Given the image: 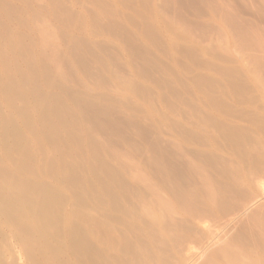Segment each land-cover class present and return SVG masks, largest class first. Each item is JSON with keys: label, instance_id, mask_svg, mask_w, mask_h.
Listing matches in <instances>:
<instances>
[{"label": "rangeland", "instance_id": "rangeland-1", "mask_svg": "<svg viewBox=\"0 0 264 264\" xmlns=\"http://www.w3.org/2000/svg\"><path fill=\"white\" fill-rule=\"evenodd\" d=\"M54 1L0 0V264H127L133 258L140 261L141 253L142 258H148L152 249L148 250L146 242L142 241L145 239L135 233L137 227L133 223H139L141 216L138 213L145 199L153 200L157 194L151 190L147 193L146 188L152 185L150 182L154 183L153 190L158 189L154 192L164 193L161 196L165 195V200L169 198V202L171 200L174 206L177 205V218H183L182 213H188L187 221L180 219L181 224L185 223L184 226L179 224L182 227L176 224L171 226L166 221L169 224H166L167 227H171L169 233H175L172 229L177 227V235H174L177 238L180 235L179 240L170 235L173 233L166 234L165 240L168 242L161 235L154 237V254L155 257L158 255L160 264L163 260L165 264H203L208 258L205 255L220 251L217 247L226 245V242L236 246V252L254 251L256 255L264 257V230L258 229H264V224H261L264 221V173L261 172L264 170V0ZM255 29L261 33L259 37L263 36L255 39L252 35ZM261 38L263 40L259 42ZM55 98L59 99L58 103ZM62 112L64 115L60 114ZM43 115L46 119L48 116L53 118L45 120L42 119ZM49 119L56 122L52 121V124ZM41 122L45 124L42 129ZM17 131L20 134L23 132L24 136ZM6 134L8 137H5ZM12 134H17V137ZM15 146L19 148L18 151ZM202 175L209 178L205 179ZM247 175L252 177L253 182L256 180L251 186L244 184ZM15 176L21 177L22 183L25 177L27 182L34 177V184L30 181V184L25 182L27 188L24 183L21 188L15 186L18 184H13L17 182ZM145 178L150 185L143 183V180L146 182ZM205 180L207 183L209 180L210 184H204ZM230 183L235 188H230ZM40 184L43 193L38 189ZM209 186L213 189L210 190ZM47 187L50 191L45 190ZM207 188L213 196L214 190L218 189L215 199ZM51 189H57V192ZM31 190H34L33 193ZM184 190H193L191 200L194 199L195 203L193 200L189 203L190 197L185 195L191 193ZM35 191L41 194L38 196ZM110 191L114 192L111 194ZM46 192L50 193L49 196L52 192L55 198L46 196ZM186 192L184 202L183 194ZM178 196L183 201H179ZM210 196L213 199H209ZM58 197L61 201L63 199V203ZM50 198H54V204H50ZM57 199L59 206L54 201ZM211 200L216 201H213L215 205L211 204ZM138 201H141L140 205ZM16 205H20V208H15ZM49 205L54 208L50 209ZM21 209L22 215L17 213H21ZM135 211L138 212L136 215ZM198 211L206 216L202 214L200 218ZM46 214H49L50 220L44 218ZM175 216L173 219L178 221ZM64 218L70 222L71 229L79 228L72 229L79 239L75 237L76 234L71 236V229L69 237L61 236L60 222ZM128 225L130 229L133 228L131 233ZM206 225L208 228H204ZM115 226L119 230L122 228L121 231L118 232ZM178 227H188L183 230H189L181 234L183 230L180 232ZM212 228L215 235H210ZM115 231L118 232L116 235ZM122 231H126L128 238H122ZM82 233L86 236L85 240ZM184 234L187 237L182 238ZM259 236H262L260 241ZM80 237L84 240L82 246L78 243ZM135 237H139V242ZM202 237H205L204 240ZM161 238L165 246L159 245ZM157 239L161 241L157 242ZM177 240H183L181 245ZM69 241L73 242L72 245ZM90 241L96 245L92 244L95 245L92 247ZM84 243L92 247L89 252L86 247L84 251ZM122 244L123 249L120 247ZM182 247L184 249L181 250ZM140 248H144L143 251ZM120 249H125L123 254ZM131 249L135 250L134 253ZM92 250L95 253L101 250V253L98 251L95 254ZM160 251L163 254L166 252L162 254L163 260ZM85 252L97 261L90 255L91 259L84 255ZM167 256L168 259L165 258ZM185 257L188 260L183 259ZM221 257L223 259L224 256ZM200 259H205V262L201 263Z\"/></svg>", "mask_w": 264, "mask_h": 264}, {"label": "bare ground", "instance_id": "bare-ground-1", "mask_svg": "<svg viewBox=\"0 0 264 264\" xmlns=\"http://www.w3.org/2000/svg\"><path fill=\"white\" fill-rule=\"evenodd\" d=\"M51 1L53 2L54 0H51ZM100 1H101V0H100ZM54 2H55V1H54ZM54 2H53V3H54ZM95 2H97V1H95ZM102 2H104V1H102ZM55 3H56V2H55ZM58 3H59V2H58ZM105 3H106V1H105ZM6 5H7V4H6ZM100 5H101V4H100ZM1 6H2V5H1ZM31 6H32V5H31ZM104 6H105V5H104ZM3 7H4V6H3ZM57 7H58V6H57ZM108 7H109V6H108ZM52 8H53V7H52ZM54 8H55V6H54ZM59 9H60V8H59ZM61 9H62V8H61ZM64 9H65V8H64ZM16 10H17V9H16ZM52 10H54V9H52ZM54 12H55V11H54ZM61 12H62V11H61ZM57 13H58V12H57ZM64 13H65V12H64ZM49 15H50V14H49ZM64 15H65V14H64ZM67 16H68V15H67ZM84 16H85V15H84ZM139 16H140V15H139ZM64 17H65V16H64ZM69 17H70V16H69ZM73 17H74V16H73ZM140 17H141V16H140ZM70 18H71V17H70ZM80 18H81V17H80ZM0 19H1V18H0ZM74 19H75V18H74ZM32 20H33V19H32ZM45 20H46V19H45ZM78 20H79V19H78ZM87 20H88V19H87ZM113 20H114V19H113ZM113 20H112V21H113ZM48 21H50V20H48ZM61 21H62V20H61ZM80 21H81V20H80ZM12 22H13V21H12ZM73 22H74V20H73ZM85 22H86V21H85ZM240 22H241V21H240ZM0 23H1V22H0ZM28 24H29V23H28ZM38 24H39V23H38ZM81 24H82V23H81ZM81 24H80V25H81ZM76 25H77V24H76ZM246 25H247V24H246ZM26 26H27V25H26ZM28 26H29V25H28ZM37 26H38V25H37ZM43 26H45V25H43ZM82 26H83V25H82ZM149 26H150V23H149ZM40 27H41V26H40ZM45 27H47V26H45ZM55 27H56V26H55ZM74 27H76V26H74ZM30 28H31V27H30ZM52 28H54V27H52ZM56 28H57V27H56ZM56 28H55V29H56ZM246 28H247V27H246ZM246 28H245V29H246ZM31 29H32V28H31ZM40 29H41V28H40ZM77 29H78V28H77ZM83 29H84V27H83ZM123 29H124V28H123ZM252 29H253V28H252ZM260 29H261V28H260ZM260 29H259V30H260ZM262 29H263V28H262ZM85 30H86V29H85ZM61 31H63V30H61ZM250 31H251V30H250ZM50 32H52V31H50ZM65 32H66V31H65ZM119 32H120V31H119ZM261 32H262V30H261ZM39 33H41V31H40ZM59 33H60V31H59ZM61 33H62V32H61ZM61 33H60V34H61ZM128 33H129V32H128ZM259 33H260V32H258V29H257V30L255 29V32H252V35L255 36V39H256V38H260V37H262V36L264 35V33H262L263 35L259 37ZM62 34H63V33H62ZM64 34H65V33H64ZM123 34H124V33H123ZM47 35H48V34H47ZM55 35H56V34H55ZM250 35H251V34H250ZM260 35H261V33H260ZM48 36H49V35H48ZM61 36H62V35H61ZM64 36H65V35H64ZM64 36H63V37H64ZM75 36H76V35H75ZM126 37H127V36H126ZM65 38H66V36H65ZM130 38H131V37H130ZM78 39H79V38H78ZM81 39H83L82 36H81ZM255 39H254V40H255ZM20 40H21V39H20ZM261 40H263V39L261 38L259 42H261ZM72 41H75V40L72 39ZM87 41H88V40H87ZM157 41H158V40H157ZM257 41H258V39H257ZM84 42H85V41H84ZM159 42H160V41H159ZM131 43H132V42H131ZM156 43H157V42H156ZM75 44H76V43H75ZM75 44H74V45H75ZM77 44H78V43H77ZM132 44H134V43H132ZM256 44H257V43H256ZM21 45H22V44H21ZM263 45H264V44H263ZM11 46H12V45H11ZM53 46H54V45H53ZM78 46H79V44H78ZM260 47H261V45H260ZM5 48H6V47H5ZM12 48H13V47H12ZM22 48H23V47H22ZM47 48H48V47H47ZM55 48H56V47H55ZM13 49H14V48H13ZM43 49H44V48H43ZM49 49H50V48H49ZM58 50H59V49H58ZM139 50H140V49H139ZM52 51H53V49H52ZM12 52H13V51H12ZM45 53H46V52H45ZM25 54H26V53H25ZM58 54H59V52H58ZM2 55H3V54H2ZM59 55H60V54H59ZM14 56H15V55H14ZM61 57H62V56H61ZM63 57H64V56H63ZM146 57H147V56H146ZM42 58H43V57H42ZM58 58H59V57H58ZM14 60H15V59H14ZM23 60H24V59H23ZM27 60H28V59H27ZM140 60H141V59H140ZM145 60H146V58H145ZM43 61H44V60H43ZM49 62H50V61H49ZM67 62H68V61H67ZM138 62H139V61H138ZM9 64H10V63H9ZM54 65H55V64H54ZM145 66H146V65H145ZM6 67H9V66H6ZM74 67H75V66H74ZM220 67H221V66H220ZM259 67H260V66H259ZM143 69H144V68H143ZM59 70H60V69H59ZM7 71H8V70H7ZM62 71H64V69H63ZM17 73H18V72H17ZM22 74H23V73H22ZM11 75H12V74H11ZM45 76H46V75H45ZM64 76H65V75H64ZM11 77H12V76H11ZM14 78H15V76H14ZM27 78H28V77H27ZM63 78H65V77H63ZM11 79H12V78H11ZM23 79H24V78H23ZM46 80H47V79H46ZM27 81H28V80H26V82H27ZM66 81H67V80H66ZM200 81H201V80H200ZM67 82H68V81H67ZM131 82H132V81H131ZM202 82H203V81H202ZM37 83H38V82H37ZM48 83H49V82H48ZM1 84H2V83H1ZM84 84H85V83H84ZM130 84H131V83H130ZM202 84H203V83H202ZM204 84H205V83H204ZM14 85H15V84H14ZM39 85H40V84H39ZM87 86H88V85H87ZM116 88H117V87H116ZM141 88H142V87H141ZM13 89H14V88H13ZM25 89H26V88H25ZM109 90H111V89L109 88ZM115 90H116V89H115ZM139 90H140V89H139ZM142 90H143V89H142ZM37 91H38V90H37ZM18 92H20V91H18ZM18 92H17V93H18ZM74 92H75V91H74ZM205 92H206V91H205ZM56 93H57V92H56ZM76 93H77V92H76ZM8 94H10V93H8ZM43 94H44V93H43ZM71 94H72V93H71ZM10 95H11V94H10ZM18 95H19V94H18ZM18 95H17V97H18ZM23 95H25V94H23ZM8 96H9V95H8ZM21 96H22V94H21ZM25 96H26V95H25ZM54 96H55V95H54ZM74 96H75V95H74ZM26 97H27V96H26ZM39 97L42 98V96H39ZM45 97H46V96H45ZM50 97H52V96H50ZM76 97H77V96H76ZM43 98H44V97H43ZM58 98H59V97H58ZM73 98H74V97H73ZM7 99H8V98H7ZM11 99H13V96H12ZM14 99H15V98H14ZM24 99L27 100V98H24ZM46 99H47V98H46ZM55 99H57V98H55ZM59 99H60V98H59ZM59 99H57V103L59 102V101H58ZM116 99H117V98H116ZM16 100H17V99H16ZM76 100H77V99H76ZM121 100H122V98H121ZM211 100H212V99H211ZM12 101H13V100H12ZM14 101H15V100H14ZM14 101H13V102H14ZM23 101H24V100H23ZM35 101H36V100H35ZM38 101H39V100H38ZM42 101H43V100H42ZM46 101H47V100H46ZM61 101H62V100H61ZM6 102H7V101H6ZM13 102H12V103H13ZM15 102H16V101H15ZM27 103H28V101H27ZM47 103H48V102H47ZM49 105H50V103L47 104V106H49ZM24 106H27V105H24ZM53 106H54V105H53ZM83 106H84V104H83ZM22 107H23V106H22ZM36 107H37V104H36ZM44 107H45V106H44ZM54 107H55V106H54ZM54 107H53V109L56 110V108H54ZM79 107H80V106H79ZM2 108H3V107H2ZM2 108H1V109H2ZM17 108H18V107H17ZM20 108H21V107H20ZM61 108H62V106H61ZM64 108H65V107H64ZM77 108H78V107H77ZM22 109L24 110V108H22ZM27 109H28V108H27ZM27 109H26V110H27ZM37 109H38V108H37ZM45 109H46V107H45ZM45 109H43V110H45ZM48 109H49V108H48ZM70 109H71V108H70ZM9 110H10V109H9ZM57 110H58V109H57ZM59 110H60V109H59ZM62 110H63V109H62ZM2 111H3V109H2ZM19 111H20V110H19ZM39 111H40V110H39ZM52 111H53V110H52ZM0 112H1V111H0ZM24 112H25V111H24ZM27 112H28V110H27ZM44 112H45V111H44ZM44 112H43V113H44ZM65 112H66V109H65ZM25 113H26V112H25ZM25 113H24V115H25ZM72 113H73V111H72ZM20 114H21V111H20ZM22 114H23V113H22ZM30 114H31V113H30ZM30 114H28V115H30ZM44 114H45V113H44ZM60 114H63V112L60 113ZM3 115H4V113H3ZM47 115H48V113H47ZM63 115H64V114H63ZM67 115H68V114H67ZM71 115H72V114H71ZM13 116H14V115H13ZM45 116H46V115H45ZM51 116H52V115H51ZM73 116H74V115H73ZM77 116H78V115H77ZM9 117H10V116H9ZM21 117H22V116H21ZM30 117H33V115L30 116ZM40 117H41V116H40ZM40 117H39V119H41ZM43 117H44V115L42 116V119L47 120L50 116H48L47 119H46V118H43ZM58 117H59V116H58ZM58 117H56V118L58 119ZM75 117H76V116H75ZM263 117H264V116H263ZM10 118H11V117H10ZM22 118H23V117H22ZM27 118H28V117H27ZM50 118H53V117H50ZM255 118H256V117H255ZM25 119H26V118H25ZM3 120H4V119H3ZM9 120H10V119H9ZM13 120H14V119H13ZM27 120H28V119H27ZM32 120H33V119H32ZM34 120H35V119H34ZM50 120H51V119H49L48 121H50ZM59 120H60V119H59ZM59 120H58V121H59ZM62 120H63V119H62ZM76 120H77V119H76ZM250 120H251V119H250ZM29 121H30V120H29ZM40 121H42V120H40ZM43 121H44V120H43ZM52 121L54 122L55 120L52 119V120H51V123H52ZM60 121H61V120H60ZM64 121H65V120H64ZM0 122H1V120H0ZM2 122H3V121H2ZM13 122H15V121H13ZM13 122H12V123H13ZM34 122H35V121H34ZM36 122H37V120H36ZM36 122H35V123H36ZM55 122H56V121H55ZM77 122H78V121H77ZM80 122H81V121H80ZM251 122H252V121H251ZM17 123H18V122H17ZM37 123H38V122H37ZM41 123H42V127H41V129H42V128H43V124H44V122H41ZM45 123H46V122H45ZM61 123H62V122H61ZM72 123H73V122H72ZM0 124H1V123H0ZM15 124H16V123H15ZM26 124H27V123H26ZM46 124L48 125V123H46ZM52 124H53V123H52ZM67 124H68V123H67ZM76 124H77V123H76ZM24 125H25V124H24ZM44 125H45V124H44ZM49 125H51V124H49ZM63 125H64V124H63ZM81 125H82V124H81ZM224 125H225V124H224ZM2 126H3V125H2ZM15 126H17V125H15ZM40 126H41V125H39V127H40ZM3 127H5V126H3ZM27 127H28V126H27ZM35 127H37V126L35 125ZM81 127H82V126H81ZM7 128H8V127H7ZM12 128H15V127H12ZM16 128H17V127H16ZM3 129H4V128H3ZM18 129H19V127H18ZM32 129H33V128H32ZM45 129H46V127H45ZM49 129H51V128H49ZM52 129H54V128H52ZM72 129H73V128H72ZM1 130H2V129H1ZM14 130H15V129H14ZM55 130H56V129H55ZM20 131H21V130H20ZM20 131H19V132H20ZM34 131L36 132L35 129H34ZM37 131H38V130H37ZM69 131H70V130H69ZM8 132H9V131H8ZM17 132H18V131H17ZM19 132H18V133H19ZM59 132H60V131H59ZM78 132H79V131H78ZM1 133H2V132H1ZM14 133H16V131H14ZM76 133H77V132H76ZM19 134H20V133H19ZM39 134H41V133H39ZM55 134H56V133H55ZM62 134H63V133H62ZM7 135H8V134H6L5 137H8ZM12 135H14L15 138L17 137V136H16L17 134H12ZM22 135L24 136L23 132H21L20 136H22ZM48 135H49V134H48ZM94 135H95V134H94ZM190 135H191V134H190ZM236 135H237V134H236ZM14 136H13V137H14ZM20 136H19V137H20ZM61 136H63V135H61ZM97 136H98V135H97ZM237 136H238V135H237ZM46 137H47V135H46ZM91 137H93V136H91ZM184 137H185V136H184ZM227 137H228V136H227ZM238 137H239V136H238ZM61 138H62V137H61ZM4 139H5V138H4ZM19 139H20V138H19ZM49 139L51 140V138H49ZM93 139H94V137H93ZM0 140H1V138H0ZM2 140H3V139H2ZM6 140H8V139H6ZM72 140H73V139H72ZM74 140H75V139H74ZM88 140H89V139H88ZM95 140H97V138H96ZM25 141H26V140H25ZM233 141H234V140H233ZM2 142H3V141H2ZM4 142H6V141H4ZM14 142H15V141H14ZM16 142H17V141H16ZM88 142H89V141H88ZM92 142H93V141H92ZM98 142H99V141H98ZM206 142H207V141H206ZM6 143H7V142H6ZM51 143H52V142H51ZM58 143H59V142H58ZM13 144H14V143H13ZM16 144H18V142H17ZM20 144H21V143H20ZM171 144H172V143H171ZM173 144H174V143H173ZM203 144H204V143H203ZM235 144H236V143H235ZM21 145H22V144H21ZM23 145H24V144H23ZM53 145H54V144H53ZM59 145H60V144H59ZM101 145H102V144H101ZM8 146H9V145H8ZM18 146H20V145H18ZM93 146H94V145H93ZM178 146H179V145H178ZM256 146H258V145H256ZM263 146H264V145H263ZM9 147H10V146H9ZM16 147H17V146H15V149H16ZM24 147H25V145H24ZM26 147H27V146H26ZM40 147H41V146H40ZM69 147H70V146H69ZM84 147H85V146H84ZM104 147H105V146H104ZM4 148H6V147H4ZM10 148H11V147H10ZM21 148H22V147H21ZM72 148H73V147H72ZM17 149L19 150V148H17ZM17 149H16V150H17ZM253 149H254V147H253ZM6 150H7V149H6ZM9 150H10V149H9ZM9 150H7V151H9ZM18 150H17V151H18ZM22 150H23V149H21V151H22ZM76 150H77V149H76ZM177 150H178V149H177ZM177 150H176V151H177ZM180 150H181V149H180ZM7 151H6V152H7ZM84 151H85V150H84ZM98 151H99V148H98ZM76 152H77V151H76ZM101 152H102V151H101ZM177 152H178V151H177ZM244 152H245V151H244ZM7 153L10 154L9 152H7ZM7 153H6V154H7ZM8 154H7V155H8ZM24 154H25V153H24ZM29 154H30V153H29ZM95 154H96V153H95ZM12 155H13V154H12ZM25 155H26V154H25ZM52 155H53V154H52ZM198 155H199V154H198ZM45 156H46V155H45ZM9 157H10V156H9ZM63 157H64V156H63ZM196 157H197V155H196ZM0 158H1V157H0ZM33 158H34V157H33ZM39 158H40V157H39ZM73 158H75V157H73ZM79 158H80V157H79ZM120 158H121V157H120ZM190 158H191V157H190ZM10 159H11V158H10ZM14 159H15V158H14ZM63 160H64V159H63ZM100 160H101V159H100ZM10 161H11V160H10ZM20 161H21V160H20ZM222 162H223V161H222ZM99 163L101 164V161H100ZM193 163H194V162H193ZM225 163H226V161H225ZM225 163H223V164H225ZM227 163H229V162H227ZM25 164H26V162H25ZM54 164H55V163H54ZM54 164H52L51 166H53ZM236 164H237V163H236ZM22 165H24V164H22ZM68 165H69V164H68ZM96 165H97V164H96ZM110 165H111V164H110ZM134 165H136V164H134ZM193 165H195V163H194ZM229 165H232V163L229 164ZM237 165H238V164H237ZM54 166H55V165H54ZM54 166H53V167H54ZM125 166H126V165H125ZM195 166H196V165H195ZM18 167H19V166H18ZM53 167H52V168H53ZM190 167H191V164H190ZM228 167H229V166H228ZM0 168H1V167H0ZM11 168H13V167H11ZM19 168L21 169V167H19ZM19 168H18V169H19ZM57 168H59V167H57ZM57 168H56V169H57ZM114 168H115V167H114ZM126 168H127V167H126ZM140 168L142 169V167H140ZM226 168H227V167H226ZM231 168H232V166H231ZM24 169H25V168H24ZM54 169H55V167H54ZM104 169H105V168H104ZM137 169H138V168H137ZM222 169H223V168H222ZM25 170H26V169H25ZM36 170H37V169H36ZM224 170H225V169H224ZM262 170H263V169H262ZM262 170H261V172L264 173V172H263L264 170H263V171H262ZM4 171H5V170H4ZM20 171H22V170H20ZM26 171H27V170H26ZM26 171H25V172H26ZM57 171H58V170H57ZM67 171H69V170H67ZM142 171H143V170H142ZM225 171H226V170H225ZM233 171H234V170H233ZM233 171H232V172H233ZM2 172H3V171H2ZM6 172H7V171H6ZM9 172H10V171H9ZM9 172H8V173H9ZM31 172H32V171H31ZM31 172H30V173H31ZM69 172H70V171H69ZM111 172H112V171H111ZM232 172H231V173H232ZM3 173H4V172H3ZM15 173H16V171H15ZM17 173H19V172H17ZM21 173H23V172H21ZM60 173H61V172H60ZM97 173H98V171H97ZM0 174H1V173H0ZM32 174H34V171H33ZM61 174H62V173H61ZM61 174H60V175H61ZM66 174H67V172H66ZM107 174H108V173H107ZM135 174H136V173H135ZM141 174H143V173H141ZM145 174H146V173H145ZM240 174H241V173H239V177L241 176ZM242 174H243V173H242ZM3 175H4V174H2V176H3ZM5 175L8 176L7 173H5ZM14 175H16V174H14ZM25 175H26V174H25ZM45 175H46V174H45ZM53 175H54V174H53ZM131 175H132V173H131ZM9 176H10V175H9ZM19 176H20V175H19ZM19 176H15V177H14L15 180L17 179V182L14 180L15 183H13V184L18 183V184L15 185V186H18V185H19L18 187L21 188L22 184L24 183L23 185H25V182H27L28 179H26V177H25V180H24V182L22 183V182H21V181H22V178L20 177V179H21V180H20V179H19ZM22 176H23V175H22ZM35 176H36V175H35ZM58 176H59V175H58ZM62 176H63V175H62ZM135 176H136V175H135ZM202 176H203V175H202ZM207 176H208V175H207ZM207 176H206V177H207ZM247 176H248V175H247ZM256 176H257V175H256ZM0 177H1V175H0ZM16 177H18V178H16ZM55 177H56V176H55ZM69 177H70V176H69ZM71 177H72V176H71ZM141 177H142V176H141ZM204 177H205V176H203V178H204ZM206 177H205V179L209 178V177H207V178H206ZM230 177H231V176H230ZM7 178H8V177H7ZM27 178H28V177H27ZM46 178H47V177H46ZM66 178H68V177H66ZM100 178H101V177H100ZM124 178H125V177H124ZM124 178H123V179H124ZM135 178H136V177H135ZM233 178H234V177H233ZM251 178H252V177H251ZM251 178H250L249 176L246 177L245 180H244V184H246L247 186H251L252 183H255V182H256V180H255V182H253V180H252ZM256 178H257V177H256ZM256 178H255V179H256ZM260 178H261V176H260ZM260 178H259V179H260ZM3 179H4V176H3ZM18 179H19L20 183L18 182ZM23 179H24V178H23ZM29 179H30V178H29ZM33 179H34V177H33ZM33 179H30L29 182H27V183L30 184V181H33ZM35 179H36V177H35ZM62 179H63V178H62ZM137 179H138V178H137ZM137 179H135V182H136ZM143 179H144V178H143ZM201 179H202V178H201ZM211 179H212V178H211ZM211 179H209V180H211ZM1 180H2V179H1ZM36 180H37V179H36ZM40 180L42 181V179H40ZM44 180H45V179H44ZM55 180H56V179H55ZM72 180H73V179H72ZM82 180H83V179H82ZM139 180H140V178H139ZM146 180H147V178H145V181H146ZM148 180H149V179H148ZM209 180H208V183L210 184ZM5 181H6V180H5ZM5 181H4V183H5ZM48 181H49V180H48ZM127 181H128V180H127ZM205 181H206V183H204V184H208V183H207V180H205ZM239 181H240V180H239ZM11 182H12V181H11ZM45 182H46V180H45ZM49 182H50V181H49ZM77 182H78V180H77ZM137 182H138V181H137ZM149 182H150V181H149ZM149 182H147V181L144 182V180H143V183H148V185H150ZM216 182H217V181H216ZM229 182H230V181H229ZM229 182H228V183H229ZM242 182H243V181H242ZM242 182H241V183H242ZM6 183H7V181H6ZM27 183H26V184H27ZM32 183L34 184V181H33ZM51 183H52V182H51ZM139 183H140V181H139ZM150 183H151L152 185H150L151 188H150V187H149V188H146V189H148V192H147V193L149 194V191L151 190V192H153L154 194H155V193H157V194H155V196L153 197V198H154L153 200H149V198L147 197L148 194L145 193V192H146L145 189H142L143 192H144L145 194H147V195H144V197H147L148 199H145V202L142 201V199H141L142 203L144 202V204H142L143 207H141L142 210H141L140 213H138L137 211H135V215H136V212H137L138 214H140L141 219H140L139 223H137V224H134V223H133V225H135V227H137V228H136L137 231H136L135 233L138 234V236H139L141 239H142V238L145 239V240L142 239V241H145V242H146V244H147L146 246H147L148 250H149V249H150V250L152 249V252H150V254H148V258H145V259L142 258V255H143V254L141 253L140 261H138V259H136V258H133V260H135V259H136V260H135V261H133V260H128V261H127V264H160L161 261L157 260L158 255H157V257H155V254H154L155 249L153 248L154 245H155V244H153V242L155 243L156 235H158V236H159V235L163 236V238H164V240H165V236H166V234L173 233V234H170L171 236H173L175 233H177V227L174 228V229H172V231L175 230V233H174V232H170V233H169L168 230H170L171 227H167V225L170 224L171 226H173L174 224H176V226H177V225L181 224V223H180V219H182V221H184V222L188 220V213H187V212L182 213L183 218H182V217L177 218L178 216H175V214H176V212H177V211H176V209H177L176 206H177V205L174 206V205L171 203V202H173V201H171V200H170V202H169V198H168V200H165V198H164L165 195H164L163 197L161 196V195H163L164 193L162 194V193L159 192V193H160V194H159L158 192H154L155 190H158V189H157V187H156V188L154 187L155 189L153 190V189H152V188H153L152 186H153L154 183H152V182H150ZM212 183H213V182H212ZM33 184L31 185V187H32V186L34 187ZM43 184H44V183H43ZM46 184H47V183H46ZM49 184H50V183H49ZM53 184H54V183H53ZM128 184H129V183H128ZM128 184H127V185H128ZM141 184H142V183H141ZM230 184H231V183H230ZM40 185H41V186L38 187V189L40 188L39 190H42L41 187H43V186H42V184H40ZM44 185H45V184H44ZM111 185H112V184H111ZM111 185H110V186H111ZM143 185H145V184H143ZM25 186H26L25 188H27V187H28V184L25 185ZM108 186H109V185H108ZM122 186H123V185H122ZM146 186H147V184H146ZM146 186H144V187H146ZM154 186H155V185H154ZM157 186H158V185H157ZM207 186H208V185H207ZM215 186H216V183H215ZM232 186H233V185L231 184L230 188H231ZM3 187H4V186H3ZM10 187H11V186H10ZM18 187H17V188H18ZM23 187H24V186H23ZM31 187H30V188H31ZM33 187H32V188H33ZM45 187H46V185H45ZM48 187L50 188L49 185H48ZM48 187H47L45 190L49 189ZM58 187H59V186H58ZM80 187H81V186H80ZM112 187H113V186H112ZM129 187H130V186H129ZM160 187H161V185H160ZM160 187H158L159 190H160ZM213 187H214V186H213ZM216 187H217V186H216ZM221 187H222V185H221ZM224 187H225V186H224ZM233 187H234V186H233ZM233 187H232V188H233ZM0 188H1V187H0ZM4 188H5V187H4ZM4 188H3V189H4ZM11 188H12V187H11ZM30 188H29V189H30ZM32 188H31V189H32ZM127 188H128V187H127ZM127 188H126V189H127ZM222 188H223V187H222ZM234 188H235V187H234ZM253 188H254V187H253ZM18 189H19V188H18ZM38 189L36 188V190H38ZM63 189H64V187L62 188V190H63ZM110 189H111V188H110ZM110 189H109V190H110ZM133 189H134V188H133ZM192 189H194L195 192H196V189H195V188H192ZM209 189L212 190L213 188L211 189L210 186H209ZM225 189H226V187H225ZM245 189H246V187H245ZM4 190H5V189H4ZM12 190H13V189H12ZM12 190H11V191H12ZM19 190L22 192V189H19ZM24 190H25V189H24ZM43 190H44V189H43ZM43 190H42V193H43ZM53 190H55V189H51V191H53ZM67 190H68V189H67ZM111 190H114V189H111ZM135 190H136V189H135ZM135 190H134V191H135ZM164 190H165V189H164ZM206 190H207L208 193L212 194V196H213L212 191H208V188H207ZM239 190H240V189H239ZM17 191H18V190H16V192H17ZM27 191H29V190H27ZM31 191H32V190H31ZM33 191H34V190H33ZM33 191H32V193H33ZM49 191H50V189H49ZM49 191H48V192H49ZM55 191L57 192V189H56ZM65 191H66V190H65ZM107 191H108V190H107ZM116 191H117V190H116ZM128 191H129V190H128ZM184 191H187V192L190 191V193H191V191H193V190H184ZM214 191H215V193H214V196H215L216 193L218 194V189H217V191H216V190H214ZM233 191H234V190H233ZM48 192H46V193H48ZM56 192H54V193H56ZM63 192H64V191H63ZM76 192H77V191H76ZM94 192H95V191H94ZM96 192H97V190H96ZM105 192H106V191H105ZM113 192H114V191H112V193H113ZM137 192H138V191H137ZM182 192H183V191H182ZM187 192L184 193V194L182 193L183 196H184L185 194H187ZM238 192H239V191H238ZM246 192H247V191H246ZM249 192H251V194H252V191H249ZM263 192H264V191H263ZM0 193H1V191H0ZM17 193H18V192H17ZM19 193H20V192H19ZM23 193H24V192H23ZM29 193H30V192H29ZM34 193H37V195H38V194H39V195L41 194V193H38V191H37V192L35 191ZM61 193H62V192H61ZM106 193H107V192H106ZM108 193H109V192H108ZM108 193H107V194H108ZM110 193H111V191H110ZM112 193H111V194H112ZM117 193H118V192H117ZM131 193H133V192H131ZM220 193H222V192H220ZM58 194H59V193H58ZM69 194H70V193H69ZM115 194H116V193H115ZM134 194H135V193H134ZM137 194H138V193H137ZM154 194H153V195H154ZM182 194L180 195V197L182 196ZM192 194H193V192H192L189 196L185 195L186 197H190V198H188V199H190V200H189V201H190L189 203H191L192 200H193V202L195 201L194 199L191 200V196H192ZM240 194H241V193H240ZM245 194H246V193H245ZM249 194H250V193H249ZM1 195H2V194H1ZM1 195H0V196H1ZM24 195H25V194H24ZM35 195H36V194H35ZM39 195H38V196H39ZM45 195H46V196H49L50 193L45 194ZM52 195H53V194H52V192H51V196H52ZM123 195H124V194H123ZM171 195H172V194H171ZM193 195H194V194H193ZM38 196H36V198H38ZM51 196H49V197H51ZM92 196H93V195H92ZM120 196H121V195H120ZM151 196H152V195H151ZM151 196H150V198H151ZM185 196L183 197V199L185 198ZM212 196H210L209 199H213L214 196H213V198H211ZM242 196H243V195H242ZM2 197H3V196H2ZM28 197H29V196H28ZM41 197L43 198V195H42ZM52 197H54V196H52ZM62 197H63V196H62ZM88 197H89V196H88ZM109 197H110V196H109ZM136 197H137V195H136ZM140 197H141V196H140ZM140 197H139L138 200H140ZM180 197L178 196L179 201H183V200H181L182 197H181V199H180ZM192 197H193V196H192ZM13 198H14V197H13ZM13 198H12V199H13ZM16 198H17V197H16ZM19 198H20V197H19ZM19 198H18V199H19ZM22 198H23V197H22ZM31 198H32V197H31ZM42 198H40V201H39L40 204H41V202H42V201H41ZM54 198H55V197H54ZM54 198H52V199H54ZM58 198H59V201H60V202L63 201V199H62V201L60 200V197H58ZM63 198H64V197H63ZM69 198H70V197H69ZM112 198H114V197H112ZM116 198H117V196H116ZM172 198H173V196H172ZM178 198H177V199H178ZM215 198H216V197H215ZM215 198H214V199H215ZM225 198H227V197H225ZM29 199H30V198H29ZM34 199H35V198H34ZM34 199L32 200V201H34L33 203H35V200H34ZM50 199H51V198H50ZM52 199H51V200H48V201H51L50 204H52V203L54 204V202H52ZM186 199H187V198H186ZM186 199H184V200H185L184 202H186ZM15 200H16V199H15ZM44 200H45V199H43V201H44ZM70 200H71V199H70ZM113 200H114V199H113ZM113 200H112V201H113ZM126 200H127V202H128V199H126ZM136 200H137V199H136ZM207 200H208V199H207ZM17 201H18V200H17ZM23 201H24V200H23ZM30 201H31V199H30ZM36 201H38V199H36ZM54 201L57 203V202H58V199H57V201H56V200H54ZM101 201H102V200H101ZM114 201H115V200H114ZM141 201H140V202H141ZM211 201H212V200H211ZM213 201L216 203L215 200H213ZM213 201H212V202H213ZM14 202H15V201H14ZM28 202H29V200H28ZM44 202H45V201H44ZM44 202H43V204L45 205ZM83 202H84V200H83ZM85 202H86V201H85ZM120 202H121V201H120ZM129 202H130V201H129ZM138 202H139V201H138ZM140 202H139V205L141 204ZM193 202H192V203H193ZM196 202H197V200H196ZM214 202L211 203V204L213 205ZM249 202H250V201H249ZM249 202H248V203H249ZM9 203H10V202H9ZM16 203H17V202H16ZM19 203H20V202H19ZM23 203L25 204V202H23ZM30 203H31V202H30ZM37 203H38V202H37ZM37 203H36V204H37ZM58 203H59V202H58ZM58 203H57V204H58ZM62 203H63V202H62ZM62 203H60V205H61ZM64 203H66V202H64ZM103 203H104V202H103ZM105 203H106V202H105ZM111 203H112V202H111ZM118 203H119V202H118ZM121 203H122V202H121ZM125 203H126V202H125ZM131 203H132V202H131ZM131 203H128V205H130ZM194 203H195V202H194ZM5 204H6V203H5ZM7 204H8V202H7ZM10 204H11V203H10ZM28 204H29V203H28ZM40 204H39V205H40ZM57 204H56V205H57ZM82 204H83V203H82ZM101 204H102V203H101ZM114 204H115V203H114ZM196 204H197V203H196ZM257 204H258V203H257ZM13 205H15V203H14ZM21 205H22V204H21ZM25 205H27V204H25ZM29 205H31V204H29ZM69 205H70V203H69ZM115 205H116V204H115ZM128 205H127V206H128ZM190 205H191V204H190ZM192 205H193V204H192ZM214 205H215V204H214ZM262 205H263V204H262ZM2 206H3V205H2ZM9 206H10V205H9ZM17 206H18V205H16L15 208H18V209H19V208H20V205H19L18 207H17ZM31 206H32V205H31ZM36 206H37V205H35L34 207H36ZM40 206L42 207V205H40ZM45 206H46V205H45ZM49 206H50V209H51V208H54V207H51V205H49ZM53 206H54V205H53ZM58 206H59V204H58ZM82 206H83V205H82ZM82 206H81V207H82ZM97 206H98V204H97ZM121 206H122V205H121ZM197 206H198V205H197ZM241 206H242V204H241ZM13 207H14V206H13ZM23 207H24V205H23ZM34 207H33V208H34ZM41 207H39V208H41ZM61 207H62V205H61ZM75 207H76V206H75ZM84 207H85V206H84ZM90 207H91V206H90ZM99 207H100V206H99ZM106 207H107V205H106ZM111 207H112V206H111ZM118 207H120V206H118ZM133 207H134V206H133ZM137 207H138V205H137ZM262 207H263V206H262ZM3 208H4V206H3ZM7 208H8V206H7ZM9 208H10V207H9ZM24 208H25V207H24ZM28 208H29V207H28ZM79 208H80V207H79ZM113 208H114V207H113ZM125 208H127V207H125ZM134 208H136V205H135ZM246 208H248V206H247ZM246 208H245V209H246ZM11 209H12V208H11ZM25 209H26V208H25ZM44 209H47V208H44ZM56 209H57V208H55L54 210H56ZM60 209H62V208H60ZM75 209H76V208H75ZM81 209H82V208H81ZM114 209H115V208H114ZM117 209H118V208H117ZM117 209H116V210H117ZM132 209H133V208H132ZM137 209H138V208H137ZM197 209H198V208H197ZM250 209H251V208H250ZM7 210H8V209H7ZM12 210H13V209H12ZM31 210H32V208H31ZM34 210H35V209H34ZM34 210H32V211H34ZM38 210H40V209H38ZM76 210H77V209H76ZM104 210H105V209H104ZM124 210H125V209H124ZM127 210H128V209H127ZM127 210H126V211H127ZM133 210H134V209H133ZM3 211H4V210H3ZM16 211H17V210H16ZM20 211H21V213H19V212H17V213L22 215V209H21ZM35 211H36V210H35ZM40 211H43L42 208H41ZM52 211H53V210H52ZM52 211H51V212H52ZM81 211H82V210H81ZM83 211H84V209H83ZM119 211H122V210H119ZM138 211H139V209H138ZM206 211H207V210H206ZM257 211H258V210H257ZM260 211H261V210H260ZM263 211H264V210H263ZM23 212H25V210H23ZM27 212H28V211H27ZM27 212H26V213H27ZM46 212H47V211L45 210V213H46ZM51 212H50V213H51ZM56 212H57V211H55V213H56ZM73 212H74V211H73ZM123 212H124V211H123ZM198 212H200V211H198ZM207 212H208V211H207ZM249 212H250V211H249ZM261 212H262V211H261ZM34 213H35V212H34ZM41 213H44V212H41ZM41 213H40V214H41ZM45 213H44V214H45ZM47 213H48V212H47ZM50 213H49V214H50ZM78 213H79V212H78ZM86 213H87V212H86ZM132 213H133V212H132ZM205 213H206V212H205ZM208 213H209V212H208ZM258 213H260V212H258ZM8 214H9V213H8ZM11 214H12V213H11ZM31 214H32V213H31ZM40 214H39V215H40ZM49 214H48V215L46 214L47 217H44V218H47V219L50 220L51 218H48ZM102 214H103V213H102ZM104 214H105V213H104ZM108 214H109V213H108ZM126 214H127V213H126ZM202 214H203V212H200V213H199V215H201L200 218H202L203 215H205V214H203V215H202ZM244 214H245V213H244ZM255 214H256V213H255ZM262 214H263V213H262ZM21 215H20V216H21ZM37 215H38V212H37ZM52 215H53V214H52ZM54 215H55V214H54ZM62 215H63V213H62ZM105 215H106V214H105ZM247 215H248V214H247ZM28 216H31V215H28ZM63 216H64V215H63ZM103 216H104V215H103ZM140 216H138V218H139ZM174 216L178 219V221H176V220L173 219ZM205 216H206V215H205ZM254 216L256 217V215H254ZM14 217H15V216H14ZM32 217H33V216H32ZM35 217H37V216H35ZM40 217H42V215H41ZM53 217H54V216H53ZM66 217H67V216H66ZM82 217H83V216H82ZM88 217H89V216H88ZM95 217H96V216H95ZM109 217H110V216H109ZM113 217H114V216H113ZM134 217H135V216H134ZM246 217H247V216H246ZM257 217H258V218H257V220H258V219H259V216H257ZM262 217H263V216H262ZM262 217H261V215H260V218H261V219H262ZM15 218H16V217H15ZM15 218H14V219H15ZM37 218H38V217H37ZM57 218H58V217H57ZM62 218H63V217H62ZM114 218H115V217H114ZM129 218H130V217H129ZM253 218H254V217H253ZM30 219H31V218H30ZM32 219H33V218H32ZM90 219H91V217H90ZM90 219H89V220H90ZM100 219H101V218H100ZM130 219H131V218H130ZM133 219L135 220V218H133ZM166 219H167V220H166ZM203 219H204V218H203ZM245 219H246V218H245ZM254 219H255V218H254ZM39 220H40V218H39ZM49 220H48V221H49ZM62 220H63V219H62ZM86 220H87V218H86ZM94 220H95V219H94ZM112 220H113V219H112ZM114 220H115V219H114ZM117 220H118V219H117ZM146 220H148V221L145 222ZM262 220H263V219H262ZM262 220H260V222H261ZM19 221H20V220H19ZM19 221H18V222H19ZM41 221H43V220H41ZM44 221H45V220H44ZM54 221H55V220H54ZM99 221H100V220H99ZM131 221H132V220H131ZM137 221H138V220H137ZM137 221H136V222H137ZM166 221H167L169 224H167ZM174 221H175V222H174ZM252 221H253V220H252ZM52 222H53V221H52ZM68 222H69V221H65V218H64V220H63L62 222H60V223H61V228H60L61 231H60V232L62 233L61 236H64L65 238H67V237L70 236L71 231H73V233H71V236H73L72 234H74V236H75L76 233H74V230H72V229H79V228H72V229H71V226H69V223H70V222H69V223H68ZM107 222H108V221H106V223H107ZM116 222H117V221H116ZM118 222H119V221H118ZM121 222H122V221H121ZM134 222H135V221H134ZM178 222H179V223H178ZM184 222H183V223H184ZM20 223H21V225H22V222H20ZM50 223H51V222H50ZM62 223H63V224H62ZM78 223H79V222H78ZM91 223H92V222H91ZM108 223H109V222H108ZM108 223H107V224H108ZM23 224H24V223H23ZM40 224H41V223H40ZM42 224H43V223H42ZM119 224H120V223H119ZM124 224H125V226H126V223H124ZM166 224H167V225H166ZM184 224H185V223H184ZM184 224H181V225L184 226ZM257 224H258V223H257ZM259 224H260V223H259ZM261 224H264V221H263V223L261 222ZM261 224H260V225H261ZM25 225H26V224H25ZM45 225H46V224H45ZM48 225H50V224L48 223ZM48 225H47V226H48ZM51 225H52V224H51ZM54 225H56V224L54 223ZM54 225H52V226H54ZM75 225H76V224H75ZM75 225H74V226H75ZM89 225H90V224H89ZM89 225H88V226H89ZM93 225H94V224H93ZM136 225H137V226H136ZM42 226H43V225H42ZM52 226H51V227H52ZM57 226H58V225H57ZM57 226H56V227H57ZM112 226H113V224H111L110 228H111ZM179 226H180V225H179ZM182 226H180V227H182ZM185 226H186V225H185ZM56 227H55V228H56ZM72 227H73V225H72ZM75 227H76V226H75ZM96 227H97V226H96ZM98 227H99V226H98ZM98 227H97V228H98ZM104 227H105V225H104ZM106 227H107V226H106ZM115 227H117V226H115ZM128 227H129V232H130L131 229H133V228L130 229V226H129V225H128ZM188 227H190V226H188ZM188 227H183V228L185 229V228H188ZM214 227H215V226H214ZM262 227H263V226H262ZM22 228H23V226H22ZM52 228H53V227H52ZM92 228H93V227H92ZM108 228H109V227H108ZM108 228H107V230H106L107 233H109V231H110V230L108 231ZM110 228H109V229H110ZM117 228H118V227H117ZM126 228H127V226H126ZM172 228H173V227H172ZM183 228H181V229L183 230ZM204 228H208V225L204 226ZM259 228H260V231L262 230V232H263L264 229H261V227H258V229H259ZM28 229H29V228H28ZM35 229H36V228H35ZM45 229H47V227H46ZM70 229H71V231H70ZM88 229H89V227H88ZM115 229H116V228H115ZM121 229H122V228H121ZM121 229L119 230V228H118V232L121 231ZM178 229H179L180 232H181V229H180L179 227H178ZM190 229H191V228H190ZM26 230H27V228H26ZM30 230H32V229H30ZM33 230H34V229H33ZM81 230H83V228H82ZM81 230H79V231H81ZM89 230H90V229H89ZM94 230H95V229H94ZM94 230L92 229V231H94ZM99 230H100V229H99ZM123 230H124V229H123ZM140 230H141L142 232H141ZM179 230H178V231H179ZM188 230H189V229H187L186 231H188ZM37 231H38V233L41 232L40 230H37ZM48 231H50V230L48 229ZM48 231H47V232H48ZM53 231H54V230H53ZM83 231H84V230H83ZM90 231H91V230H90ZM95 231H96V230H95ZM106 231H105V232H106ZM113 231H114V227H113ZM132 231H133V230H132ZM139 231L141 232L140 234H139ZM183 231H184V230H183ZM183 231L181 232V234L186 232V231H184V232H183ZM210 231H211L210 235H215V234H216V233H214V228H212ZM54 232H55V231H54ZM76 232H78V230H77ZM81 232H82V231H81ZM85 232H86V231H85ZM96 232H97V231H96ZM96 232H95V233H96ZM111 232H112V228H111ZM118 232L115 231V235H116ZM180 232H179V233H180ZM228 232H229V230H228ZM52 233H53V232H52ZM79 233H80V232H78V234H79ZM130 233H131V232H130ZM188 233H189V232H188ZM188 233H186V234H188ZM263 233H264V232H263ZM100 234H101V233H100ZM186 234H184V235L182 236V238H185L184 236H186ZM85 235H87V232H86ZM109 235H110V233H109ZM120 235H122V238H123V236H125L126 238H128V237H127L128 234L126 233V231H122V234H120ZM132 235H133V233H132ZM175 235H177V234H175ZM175 235H174V236H175ZM193 235H194V234H193ZM220 235H221V234H220ZM220 235H219V237H220ZM262 235H264V234H262ZM44 236H45V235H44ZM82 236H83V238L86 237V236H84L83 233H82ZM102 236H104V235H102ZM112 236L114 237V235H112ZM161 236H160V237H161ZM171 236H170V238H171ZM58 237H59V236H58ZM75 237L78 238V237H77V234H76ZM75 237H72V239H74ZM105 237H106V236H105ZM113 237H112V238H113ZM115 237L117 238L118 236H115ZM139 237H138V238H139ZM154 237H155V238H154ZM160 237H159V238H160ZM175 237L177 238V236H175ZM178 237L181 238L180 235H179ZM186 237H187V236H186ZM189 237H190V235H189ZM215 237H216V236H215ZM259 237H260V236H259ZM261 237H262V236H261ZM261 237L259 238V241H260ZM59 238H60V237H59ZM94 238H95V237H94ZM100 238H101V237H100ZM135 238H136V237H135ZM138 238H136V240H138ZM163 238H161L163 243L160 242L159 245L164 244V246H165V242H168V240H165V242H164V241H163ZM172 238H173V237H172ZM179 238H177V239L179 240ZM202 238H203V237H202ZM204 238H205V237H204ZM204 238H203L202 240H204ZM232 238H233V237H232ZM45 239H46V238H45ZM68 239H69V238H68ZM68 239H67V240H68ZM70 239H71V237H70ZM78 239H79V238H78ZM78 239H77V240H78ZM90 239H91V238H90ZM113 239H114V238H113ZM117 239H118V238H117ZM117 239H116V240H117ZM153 239H155V240L153 241ZM161 239H160V240L157 239V242H158V240L161 241ZM173 239H174V238H173ZM216 239H217V238H216ZM216 239H215V240H216ZM262 239H264V237H263ZM38 240H39V239H38ZM77 240H76V241L72 240V241H73L74 243H76ZM80 240H81V241H79L78 243H80V245H81V242H82L83 239L80 237ZM84 240H85V238H84ZM84 240H83V241H84ZM106 240H107V239H106ZM121 240H122V239H121ZM174 240H175V239H174ZM178 240H177V243H179V244H180V242H183V240L180 241V242H178ZM194 240H196V239H194ZM218 240H220V238H219ZM46 241H47V240H46ZM104 241H105V240H104ZM111 241H112V240H111ZM130 241H131V238H130L129 242H130ZM184 241L186 242L187 240L184 239ZM191 241H193V240H191ZM210 241H211V239H210ZM210 241H209V243H210ZM220 241H221V240H220ZM69 242H70V241H69ZM73 242H70L71 245H72ZM86 242H87V241H86ZM90 242H91V241H90ZM101 242H102V241H101ZM106 242H107V241H106ZM113 242H115V239L113 240ZM116 242H118V241H116ZM126 242H127V241H126ZM126 242H124V243L126 244ZM129 242H128V243H129ZM132 242H133V240H132ZM138 242H139V240H138ZM140 242H141V240H140ZM198 242H199V241H198ZM205 242H206V240H205ZM216 242H217V240H216ZM261 242L263 243V241H261ZM38 243H39V242H38ZM47 243H48V242H47ZM60 243H61V242H60ZM66 243H67V242H66ZM121 243H122V242H121ZM124 243H123V244H124ZM187 243H188V242H187ZM190 243H191V242H190ZM195 243H196V241H195ZM206 243H207V242H206ZM211 243H213V242H211ZM227 243H228V242H226V245H224V246H222V247L220 246V248L217 247L218 250H220V251H216V250L214 249L215 252H213L211 255L208 253L210 256H209V255H207V256L205 255V258H206V257H208V258H206V259H207L206 262L204 261L205 259H203V260L200 259V260H201V263L205 262V263H203V264H264V257H262V256H260V255H258V254L256 255V253H255L254 251H245V250H244V251H238V252H236V250H238L237 248H236V250L234 249L236 246L234 245L235 247H233L232 243H229V244H227ZM84 244H85V243H84ZM87 244L89 245L90 243H87ZM92 244H95V243H92V242H91V245H92ZM103 244H104V243H103ZM109 244H111V243H109ZM117 244H118V243H117ZM123 244H122V246L120 245V247H122V249H123ZM134 244H135V243H134ZM134 244H133V245H134ZM168 244H169V243H168ZM198 244H200V243H198ZM220 244H221V243H220ZM42 245H43V244H42ZM50 245H51V244H50ZM53 245H54V244H53ZM53 245H52V247L55 246V245H54V246H53ZM74 245H76V244H74ZM82 245H83V243H82ZM82 245H81V246H82ZM85 245H86V244H85ZM85 245H84V247H83V248H84V251L87 250V252H89L90 249H91L93 246H95L96 244H95V245H92V247H91L90 245H89L90 247H88L87 245L85 246ZM130 245H132V243H130ZM139 245H140V244H139ZM159 245H158V246H159ZM166 245H167V243H166ZM180 245H181V244H180ZM185 245H186V244H185ZM201 245H202V244H201ZM205 245H206V244H205ZM214 245H215V244H214ZM221 245H223V244H221ZM43 246H44V245H43ZM68 246H69V244H68ZM77 246H78V245H77ZM114 246L116 247L117 245L114 243ZM134 246H135V245H134ZM155 246H156V245H155ZM161 246H162V245H161ZM161 246H160V248H161ZM168 246H169V245H168ZM168 246H167V247H168ZM183 246H184V245H183ZM197 246H198V245H197ZM209 246H210V244H209ZM217 246H219V245H217ZM40 247H41V245H40ZM40 247H39V248H40ZM52 247H50V249H51ZM71 247H72V246H71ZM75 247H76V246H75ZM78 247H79V246H78ZM85 247H86V250H85ZM104 247H106V246H104ZM126 247H127V245H126ZM169 247H171V246H169ZM184 247H185V246H184ZM184 247H182L181 250L184 249ZM203 247H204V246H203ZM215 247H216V246H215ZM215 247H214V248H215ZM33 248H34V247H33ZM48 248H49V247H48ZM54 248H56V247H54ZM58 248H59V247H58ZM79 248H80V247H79ZM99 248H100V247H99ZM147 248H146V249H147ZM162 248H163V247H162ZM164 248H165V247H164ZM189 248H190V247H189ZM200 248H202V247H200ZM200 248H199V249H200ZM56 249H57V248H56ZM56 249H54V250H56ZM69 249H71V248L69 247ZM75 249H76V248H75ZM93 249H95V247H94ZM105 249H106V248H105ZM129 249H130V248H129ZM133 249H135V248L133 247ZM138 249H139V248H138ZM140 249L143 251L144 248H143V249L140 248ZM157 249H158V247H157ZM157 249H156V250H157ZM165 249H166V248H165ZM185 249H186V248H185ZM197 249H198V248H197ZM197 249H196V251H198ZM40 250H41V249H40ZM63 250H64V249H63ZM79 250H81V248H80ZM96 250H97V248H96ZM101 250H102V249H101ZM101 250H100V251H101ZM111 250H112V248H111ZM114 250H116V249H114ZM114 250H113V251H114ZM120 250H121V249H120ZM124 250H125V249H124ZM124 250H121V252L123 251L121 254L124 253ZM131 250H132V249H131ZM148 250H147V251H148ZM158 250H160V249H158ZM166 250H167V249H166ZM181 250H180V251H181ZM188 250H189V249H188ZM56 251H57V250H56ZM59 251H60V249H59ZM69 251H70V250H69ZM75 251H76V250H75ZM75 251H74V252H75ZM92 251L95 253L94 250H92ZM98 251H99V250H98ZM98 251H97V252H98ZM100 251H99V252H100ZM102 251H103V250H102ZM116 251H117V250H116ZM132 251H133V253H134L135 250H132ZM161 251L163 252V249H162ZM161 251H160V252H161ZM194 251H195V247H194ZM194 251H193V252H194ZM39 252H40V251H39ZM87 252H85L84 255H86L87 257L90 258V256H92V255H91V254H87ZM97 252H96V253H97ZM106 252H107V251H106ZM110 252H111V251H110ZM136 252H137V251H136ZM144 252H146V250H145ZM148 252H149V251H148ZM148 252H147V253H148ZM160 252H158V253H160ZM162 252H161V255L163 254ZM168 252H169V251H168ZM171 252H173V251H171ZM190 252H191V251H190ZM52 253H53V251H52ZM52 253H51V255H52ZM58 253H60V252H58ZM79 253H80V252H79ZM82 253H84V252H82ZM96 253H95V254H96ZM100 253H101V252H100ZM108 253H109V252H108ZM116 253H118V252H116ZM126 253H127V252H126ZM138 253H139V252H138ZM138 253H137V254H138ZM147 253H146V255H147ZM151 253H152V254H151ZM165 253H166V252H164V254H165ZM169 253H170V252H169ZM187 253H189V252H187ZM203 253H204V252H203ZM44 254H45V253H44ZM110 254H111V253H110ZM164 254H163V255H164ZM170 254H171V253H170ZM173 254H174V253H173ZM45 255H46V254H45ZM55 255H56V254H55ZM59 255H60V254H59ZM76 255H77V254H76ZM88 255H90V256H88ZM111 255H114V254H111ZM144 255H145V253H144ZM163 255H162V256H163ZM191 255H192V254H191ZM201 255H202V253H201ZM221 255L224 256L225 258L223 257V259H222ZM255 255H256V256H255ZM78 256H79V255H78ZM78 256H77V257H78ZM98 256H99V255H98ZM108 256H109V255H108ZM114 256H115V255H114ZM114 256H113V257H114ZM116 256H117V255H116ZM139 256H140V255H139ZM139 256H138V257H139ZM168 256H169V255H168ZM168 256L165 257V258L168 259ZM171 256H172V255H171ZM189 256H190V255H189ZM189 256H188V257H189ZM55 257H56V256H55ZM79 257H80V256H79ZM79 257H78V259H79ZM105 257H106V256H105ZM105 257H104V258H105ZM126 257H127V256H126ZM136 257H137V256H136ZM154 257H155V258H154ZM173 257H175V256H173ZM56 258H57V257H56ZM82 258H83V257H82ZM82 258H81V260H82ZM91 258H94V256H92ZM91 258H90V259H91ZM127 258H128V257H127ZM127 258H126V260H127ZM190 258H191V257H190ZM190 258H189V259H190ZM202 258H204V257H202ZM87 259H88V258H87ZM95 259H96V258H94L93 260L95 261ZM117 259H120V258H117ZM117 259H115V260H117ZM124 259H125V258H124ZM129 259H130V258H129ZM163 259H164V256L162 257V260H163ZM172 259H173V258H172ZM175 259H176V258H175ZM183 259H185V260L187 259V260H188V258H186V257L183 258ZM88 260H89V259H88ZM109 260H110V259H109ZM79 261H80V260H79ZM83 261H84V260H83ZM83 261H82V262H83ZM96 261H97V259H96ZM101 261L103 262V260H101ZM107 261H108V260H107ZM118 261H119V260H118ZM164 261H165V260L162 261V264H165V263H163ZM168 261H170V260H168ZM202 261H203V262H202ZM166 262H167V261H166ZM79 263H80V262H79ZM91 263H93V262H91ZM91 263H90V264H91ZM97 263H98V262H97ZM97 263L94 262L93 264H97ZM108 263H109V261H108ZM124 263H125V262H124ZM171 263H172V262H171ZM182 263H183V262H182ZM184 263H186V261H185ZM188 263H189V262H188ZM192 263H193V262H192ZM65 264H66V262H65ZM118 264H119V263H118ZM173 264H174V263H173ZM180 264H181V263H180ZM186 264H187V263H186ZM199 264H200V263H199Z\"/></svg>", "mask_w": 264, "mask_h": 264}]
</instances>
